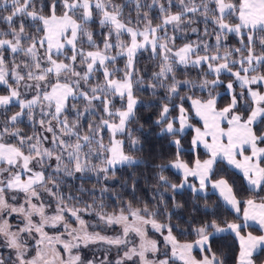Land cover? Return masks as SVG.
<instances>
[{
  "label": "snow or ice",
  "instance_id": "1",
  "mask_svg": "<svg viewBox=\"0 0 264 264\" xmlns=\"http://www.w3.org/2000/svg\"><path fill=\"white\" fill-rule=\"evenodd\" d=\"M131 4H135V20L131 15L124 16L125 7ZM157 7L160 16L154 24L150 12ZM173 8L178 10L173 12ZM97 17L100 29H107L100 33L102 47L90 28ZM195 23L204 24V36L215 34V44L198 39L177 48L176 34L189 29L198 33L197 27H191ZM0 25H6V29L0 28V86L7 89L6 95H0V108L19 107V111L0 123V249L9 250L7 256L0 252V264H85L79 254L81 245L88 247L101 242L127 249L115 264H176L177 261L225 264L211 244L212 238L222 233L234 234L239 242L235 264H256L255 257L264 253V195H261L264 193V147L259 146L264 144V91L261 90L264 86V0H151L146 5L142 0H123L120 4L114 0H0ZM169 26L172 35L168 34ZM125 34L127 41L122 39ZM229 34L239 38V47L229 48L222 43ZM85 38L92 50L83 47ZM69 49L71 55L67 54ZM149 49L153 59L159 57L160 64L159 71L152 74L146 86L153 96L157 88L166 89L168 101L163 103L154 123L159 126L158 136L171 138L170 143L176 148L175 159L156 165L155 210H150L147 203L133 207L129 201L126 206L122 203L118 214L96 212L104 224L121 225L122 235L90 233L80 213L94 209L95 205L85 204L83 209L72 205L70 202L77 197L60 194L63 178L94 173L98 179L103 174V179L108 180L115 177L118 166L139 163L124 152V141L117 137L128 132L132 147L139 144L127 125L139 103L134 96V84H144L142 78L134 79L138 75L135 58L140 51ZM6 54L11 56L10 61ZM120 58H126L123 69L115 67ZM179 67L201 69L200 82L177 79ZM101 72L102 80L96 76ZM120 72L122 77L118 76ZM224 74L232 78L226 84L231 99L227 106L217 108L219 93L213 96L212 91L223 85ZM209 76L214 78L208 79ZM94 77L97 82L93 84ZM181 87L208 90L209 98L180 96ZM21 88L35 94L27 99ZM176 96H180L181 103L173 107L178 108L179 114L169 118V104ZM116 98L121 101L119 108L114 107ZM185 99L191 102V110L203 122V128H194L192 149L198 151L202 145L208 153V158L203 160L197 155L191 165L180 158L183 133L192 127L189 112L183 105ZM70 101L75 114L71 122ZM81 101L83 110L78 107ZM100 106L103 114L98 120L89 121L87 130L82 132L81 121L88 116L95 117ZM37 108L40 109L38 121ZM25 117L33 125L32 135H23L18 127ZM225 121L227 127H222ZM36 123H39V132L35 131ZM105 130L110 133L107 144L103 140ZM46 143L51 147H46ZM248 148L251 153L245 155ZM93 159L98 163H92ZM218 160L238 169L249 186L251 197L243 201V222L189 221L180 234L196 238L181 243L173 234L171 224L156 219L159 206L167 208L166 193L172 194L173 201L175 194L185 189L194 198L201 194L206 197L210 183L225 205L240 213L241 201L227 179H211ZM169 169L180 174L179 184L165 175ZM135 190L134 180L132 191ZM79 191L86 190L81 187ZM100 191L103 196L109 188ZM45 193L51 199L46 201ZM89 194L94 197V193ZM113 196L120 201L118 193L113 192ZM53 201L55 211L49 215ZM99 207L103 209V203ZM208 207L205 204L206 210ZM13 217L19 218L15 226L10 222ZM71 218L78 227L71 226ZM249 222L258 225L256 231L261 234L253 231L244 234L251 227ZM149 225L163 236V251L157 240L148 237ZM60 226L64 231L56 235L46 231V228L58 230ZM130 233L139 237L138 245L127 247ZM197 248L201 259L192 255ZM87 264H95V260ZM100 264H110L107 256Z\"/></svg>",
  "mask_w": 264,
  "mask_h": 264
},
{
  "label": "trees",
  "instance_id": "2",
  "mask_svg": "<svg viewBox=\"0 0 264 264\" xmlns=\"http://www.w3.org/2000/svg\"><path fill=\"white\" fill-rule=\"evenodd\" d=\"M115 3L120 4L123 3V0H114ZM142 3L145 5L151 3V0H142ZM214 7V5H213ZM177 8H173L172 11H177ZM147 11V8L144 9ZM2 14L7 15V12H3ZM131 15L133 20L136 19V11L135 4H131L124 9V16L127 18ZM150 16L153 18V23L158 22V18L160 13H156L155 8L151 10ZM0 28L6 29V25H0ZM91 30L94 33V39L100 46L103 44V36L100 33L106 32L107 29H100L98 24V17L96 18V22L92 23L90 26ZM169 35H172V30L169 32ZM163 35V33H161ZM177 39L175 41V46L181 47L185 43L197 41L198 39L204 40V37L199 36L198 34L192 36H185V33L179 35L176 34ZM228 43L235 45L236 39L232 35H228ZM125 41L129 38L125 34L122 37ZM215 40V34L212 35L208 42L212 44ZM113 42H115V38L113 37ZM85 50L89 49L86 43V38L83 44ZM68 55H71V52H67ZM202 54V53H201ZM7 58H11L10 55L6 54ZM160 59L159 57L153 59L150 51H140L135 58V67L138 70V75L134 77V79H143L144 84H134V96L139 101V103L135 107V115L129 121L127 128L131 132L132 138L139 140V144L136 145L135 148L132 147L131 140L129 139L128 132H125L123 135H119L117 138L124 141V152L127 155L132 156L135 160L139 161V163L129 166H121L117 167L115 177H111L108 180L103 179V174H101L98 179L94 173H86L81 176L80 173H77L75 178L72 177H64V183H62L60 188V194L67 197L68 195L77 197V200L71 201L72 205H75L79 208H84L85 204H94L95 207L88 214L83 215L86 220H91V223H94L96 226H99V223L96 220V212L103 211L104 213H119L120 208L122 206H126L127 202L131 201L133 207H143L145 203L148 204L150 210H155L154 206L157 205V199L153 198V193L156 190V179L155 176L158 172L156 165L158 164H167L169 161L175 159L176 148L175 145L170 143V137L167 136H158L159 126L154 123L157 119L159 112L163 103H167V92L166 89L157 88L156 96L152 95L151 89H149L146 85L152 78V74L154 72L159 71ZM125 66V59L120 58L117 60L115 67L123 69ZM112 67V65H110ZM264 71V69H262ZM100 80L103 79L102 72L96 74ZM118 76H123V72L118 73ZM176 77L179 80L191 79L195 81L197 84L200 82L202 78L201 69L198 68H189L185 70L183 67H179L176 71ZM210 78V77H209ZM211 79V78H210ZM221 79L223 80V85L216 88L212 91V95L217 96V108H223L227 106L230 102V96L226 93L225 83H227L230 79H232L229 75H222ZM97 80L94 79L91 83H96ZM170 83V79L168 81ZM263 88H261L262 90ZM236 91L239 92V86H236ZM7 90L0 86V95L6 93ZM192 95L193 98H200L207 100L209 98L208 90L201 91L199 88L190 89L181 87L180 96ZM180 96H176L170 102L169 106L171 108L170 117L178 116L179 110L177 107H173V105H179L181 103ZM73 102H69V121L74 119L75 114L71 110V104ZM124 105L126 104L124 100ZM190 101L185 99L183 101V105L186 110L189 112V123L194 125H199V122L194 118L190 106ZM121 106V101L119 98H116L114 101V107L119 108ZM78 107L83 110L84 102H79ZM16 111H19L18 106L9 107L6 109H0V117H6ZM39 111L40 109H36V120H39ZM103 114V108L100 106L96 111V116H88L86 119L81 121L82 124V132L86 131L88 128L89 121L99 119V116ZM244 116H247V112H243ZM2 120V119H0ZM3 121V120H2ZM2 123V122H0ZM55 123V122H53ZM18 127L21 129L23 135H32L34 128L33 125L27 120V117L24 118L23 123L19 124ZM260 127V126H258ZM35 131H41L40 126L36 123ZM110 139L109 133L107 130L103 132V140L104 143L107 144ZM192 130L188 129L184 131L182 136V152L180 158L189 163L190 165L195 161L197 155L200 159H203L205 154L198 151H193L192 149ZM15 142V141H11ZM87 151V149H85ZM92 163H98L97 160L93 159ZM165 175L169 177L171 182L180 183L181 177L179 174L174 172L172 169H169L165 172ZM225 178L229 182V184L233 187L234 193L237 196V199L241 201V205H243V201L249 199L251 197V193L249 188L246 186L243 177L237 173L236 171L230 169L223 161L218 160L217 164L214 167V172L211 179ZM136 182V190L132 191L133 181ZM83 187L86 191L80 192L79 189ZM104 187H108L109 191L104 193L101 196V189ZM163 191V189H161ZM94 193L90 195L89 193ZM113 192L118 193L120 195V201L115 199L113 196ZM264 195V193H261ZM165 199L167 200V208L163 205L159 206L158 215L156 219L160 223L171 224L173 226V234L177 237L178 241H193L196 237L194 235L185 234L181 235L180 233L185 230L187 227V222H203L205 220L217 219L218 222L223 224L225 221L231 222H241V218L237 221V216L231 210H229L218 198V196L212 192H207V196L198 195L197 197H193V194L190 190L185 189L183 191H179L175 194V201H173L172 194L166 193ZM103 203V209H100L99 205ZM175 204H179L180 207H175ZM205 204H207L208 210L205 209ZM214 212V215L212 214ZM101 227V226H99ZM102 228V227H101ZM101 228H95L96 230H100ZM245 231H253V233L258 232L256 228H246ZM212 249L218 255L222 256L225 260V264H235V257L238 254L239 246L233 235L229 233H224L213 237L211 240ZM2 253H6V251H2ZM112 255L113 258L117 257L118 254L112 252L110 248L102 247V254L104 255ZM263 257V253H260Z\"/></svg>",
  "mask_w": 264,
  "mask_h": 264
},
{
  "label": "rangeland",
  "instance_id": "3",
  "mask_svg": "<svg viewBox=\"0 0 264 264\" xmlns=\"http://www.w3.org/2000/svg\"><path fill=\"white\" fill-rule=\"evenodd\" d=\"M197 2H199V0H197ZM155 10H156V13H158V11H159L158 7L155 8ZM201 19H202V18H201ZM185 27H187V26H185ZM191 27H197V28L199 29V32H198V33H199V36L204 37V40H206V41H208L209 38H210L212 35L214 36V33H213L212 35H210V36H204V35H203V32H204V24H203V23H195V24L191 25ZM212 27H213V26L210 24V25H209V30H210V31H211ZM168 31H169V32L171 31V26H169ZM183 33H185V36H192V35L198 34V33H192V32L190 31V29H189V30L186 31V32H184V31L179 32V35H182ZM229 35H232V36L235 37V39H236V43H235V45H232V44L228 43V40H227L228 37L223 38L222 43H223L226 47H229V48L239 47V46H240V44H239V38L236 37L234 34H229ZM212 44H213V45L215 44V40L212 42ZM68 51L71 52V49H69ZM149 51L151 52V49H149ZM221 53H223V49H221ZM21 58H22V56H21L20 58H18L17 62H19V59H21ZM8 59H9V61L11 60V58H8ZM124 59H125V63H126V58H124ZM206 68H207V66L205 65V70H206ZM224 75H227V74H224ZM209 77H210L211 79L214 78V77H212V76H209ZM209 77H208V79H210ZM10 82H11V81H10ZM227 83H228V82H227ZM227 83H225V90H226V93H227V89H226V84H227ZM13 86H15V85H13ZM2 87L6 89V87H4V86H2ZM6 90H7V89H6ZM20 90H21L22 93H26V98H27V99H31L32 96L35 94L34 91L27 92V90H25L24 88H21ZM6 94H7V92L4 93V94H1V95H6ZM230 98H231V97H230ZM125 102H126V99H125ZM190 103H191V102H190ZM125 106H126V104H125ZM190 108H191V107H190ZM0 109L3 110V108H0ZM191 112H192L193 116H194L196 119L199 120V118L195 116V114H194V112H193L192 110H191ZM14 113H15V112H14ZM14 113H12V114H10V115H7V116L4 117V118H3V117H0V119H2V120L4 121L7 117H10V116L13 115ZM245 117H246V116H245ZM2 120H0V122H3ZM199 121H200V120H199ZM37 124L39 125V123H37ZM190 124H191V123H190ZM191 125H192V127L186 128L185 131L188 130V129H192V131H194V128L199 127V125H198V126H197V125H194V124H191ZM177 126H178V125H177ZM222 127H227V122H226V121L222 123ZM200 128H201V127H200ZM202 128H203V127H202ZM108 133H109V132H108ZM45 134L48 135L49 138L51 137V134H50V133H45ZM109 136H110V133H109ZM45 146H46V147H51V144H50V143H46ZM259 146H260V147H264V144H260ZM199 150L205 154V156H204L203 159H207V158H208V153L206 152V150L203 148L202 145L200 146ZM250 153H251V149L248 148V149L246 150V152H245V155H250ZM203 159H202V160H203ZM237 159H240V157H237ZM221 161H223V160H221ZM223 162L227 164L226 161H223ZM51 163H52L53 166L55 165V161H54V160L51 161ZM193 163H194V162H193ZM227 165H228V164H227ZM124 166H127V165H124ZM228 166H229V165H228ZM118 167H121V166H118ZM230 167H232V166H230ZM232 168L235 169L237 172L241 173L238 169H236V168H234V167H232ZM172 170H173L174 172H176V170H174V169H172ZM49 171H51V169H49ZM176 173H177V172H176ZM177 174H178V173H177ZM241 174H242V173H241ZM179 175H180V174H179ZM180 177H181V176H180ZM218 179H220V178H218ZM189 180H190V182H193V183H197V184H198V181H194L192 178H189ZM212 180H217V179H212ZM246 183H247V182H246ZM207 192H213V193L217 194L218 197H219V199L221 200V202L225 205L224 201L222 200V198H221L220 195H219V192L213 190V189L211 188V184H210V183H209V185H208V190H207ZM44 196H45V200H46V201L49 200V199H51L50 197L47 196L46 193L44 194ZM21 200H22V195H21ZM225 206H226L229 210L233 211V213H235L236 215H238V216L241 218V222H243V207H244V204L240 206V213H239V214H238L234 209H232L230 206H227V205H225ZM82 209H83V208H82ZM54 211H55V202L53 201L51 208L48 209V214H49V215H52V214L54 213ZM89 212H90V211H82V212L80 213V215H81V217L85 220V222H86V224H87V226H88V231H89L90 233H91V232H99L101 235H106V236H111V237H115V236L122 235V226H121V225H112V226H108V225L104 224L103 222H101V221L99 220V218H98L97 215H96V220H97L98 222H100V223H99V226H101L102 228L99 227V226H96L94 223H91V220H89V219L86 220V219L84 218L83 215L88 214ZM37 219H38V218H37ZM71 219H72V224H71V226H72V227H78V223L74 220V218H71ZM18 220H19L18 217L10 218V222H11L14 226H15V224L18 222ZM249 223L251 224V227H252V228H256V229L258 228V225H255V224L252 223V222H249ZM163 224H166V223H163ZM95 228H101V229H100V230H96ZM46 231H48L50 235H56V234H58V231H59V232H63L64 229H63L62 226H60V227L58 228V230H57V229H52V228H46ZM247 232H248V231H245L244 234H246ZM147 234H148V237H149L150 239H155V240H157V242H158V246H159L160 249L163 251L164 248H165L164 241H163V236H161L160 233H156V232H154V230L151 229V226H150V225L147 227ZM165 234H166V231H165ZM222 234H223V233H222ZM229 234H230V233H229ZM254 234L259 235V234H261V233L258 231V232H256V233L254 232ZM218 235H220V234H218ZM232 235H234V234H232ZM128 240H129V243H128L127 247H132L133 245H138L139 242H140V241H139V237H137L135 233H130V234H129V237H128ZM180 242H181V243H185V242H192V241H180ZM102 247L110 248V249L112 250V252L118 254L117 257L113 258L112 255H106L105 253H104V255H103V254H102ZM126 250H127V249H126L125 247H123V246H121L120 248H117V247H115V246H109V245H107V244H103V243L101 242V243H96V244H89L88 247H84L83 245H81V248L79 249V254L81 255L82 260L85 262V264H87V261H89V260H95V264H100V262L103 261V260L105 259V256H107V259H108V261L110 262V264H115V260L118 258V256H122V255H123V252L126 251ZM2 251H6V253H4V255L7 256L9 250L6 249V248H2V249H0V252H2ZM169 252H170V246H169ZM192 255H193L194 257H196L197 259H201V258H202V254H201V252H200V250H199L198 248H197V249H193ZM149 258H150V259L152 258L151 254H149ZM160 258H163V257L161 256ZM255 260H256V264H264V258L261 256V254L257 255V256L255 257ZM129 264H131V262H129ZM176 264H180V262L177 261Z\"/></svg>",
  "mask_w": 264,
  "mask_h": 264
},
{
  "label": "crops",
  "instance_id": "4",
  "mask_svg": "<svg viewBox=\"0 0 264 264\" xmlns=\"http://www.w3.org/2000/svg\"><path fill=\"white\" fill-rule=\"evenodd\" d=\"M262 91H264V86H262ZM189 106L191 107V103H189ZM191 109V108H190ZM195 118V117H194ZM196 119V118H195ZM198 122H199V127H203V122L202 121H199L198 119H196ZM192 130V129H191ZM195 135V132L194 131H192V138H193V136ZM226 164V163H225ZM227 165V164H226ZM228 166V165H227ZM230 169H232V170H234V171H236L235 169H233L232 167H230V166H228ZM237 172V171H236ZM237 173H239V172H237ZM242 177H243V174H241V173H239ZM243 180H244V182H245V184H246V186L249 188V186H248V184L246 183V181H245V179H244V177H243ZM213 193V192H212ZM215 194V193H214ZM217 195V194H216ZM218 196V195H217ZM219 198V197H218ZM233 212V211H232ZM224 234V233H223ZM232 235V234H231ZM234 236V235H233ZM234 238H235V236H234ZM237 241V240H236ZM237 243H238V246H239V242L237 241ZM263 258H264V253H263Z\"/></svg>",
  "mask_w": 264,
  "mask_h": 264
}]
</instances>
